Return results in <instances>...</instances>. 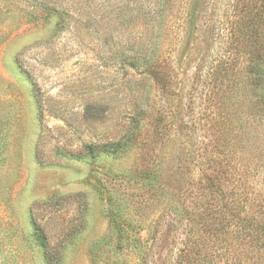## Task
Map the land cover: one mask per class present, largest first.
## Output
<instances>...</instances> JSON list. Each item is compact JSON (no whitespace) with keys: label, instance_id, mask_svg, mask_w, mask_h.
Instances as JSON below:
<instances>
[{"label":"rangeland","instance_id":"1","mask_svg":"<svg viewBox=\"0 0 264 264\" xmlns=\"http://www.w3.org/2000/svg\"><path fill=\"white\" fill-rule=\"evenodd\" d=\"M259 4L0 0V264H264Z\"/></svg>","mask_w":264,"mask_h":264},{"label":"trees","instance_id":"2","mask_svg":"<svg viewBox=\"0 0 264 264\" xmlns=\"http://www.w3.org/2000/svg\"><path fill=\"white\" fill-rule=\"evenodd\" d=\"M259 14L248 17V21L240 27L241 43L250 46L249 50H243L248 58V72L252 75L251 86L255 95H259L260 114H264V46L262 45L264 35V0H260L258 5ZM156 78V77H155ZM159 82V78H156Z\"/></svg>","mask_w":264,"mask_h":264}]
</instances>
